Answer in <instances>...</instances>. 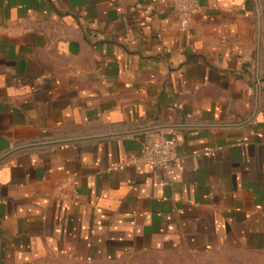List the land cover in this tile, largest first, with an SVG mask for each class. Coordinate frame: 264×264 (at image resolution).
<instances>
[{
    "label": "crops",
    "instance_id": "1",
    "mask_svg": "<svg viewBox=\"0 0 264 264\" xmlns=\"http://www.w3.org/2000/svg\"><path fill=\"white\" fill-rule=\"evenodd\" d=\"M199 2L0 0V264L264 262V0Z\"/></svg>",
    "mask_w": 264,
    "mask_h": 264
},
{
    "label": "built area",
    "instance_id": "2",
    "mask_svg": "<svg viewBox=\"0 0 264 264\" xmlns=\"http://www.w3.org/2000/svg\"><path fill=\"white\" fill-rule=\"evenodd\" d=\"M172 6L179 14L180 27L186 29L192 16L202 12L199 0H160ZM175 143L173 140L157 133L150 144L142 147L138 156L132 158L133 165H145L154 170L165 171L174 161Z\"/></svg>",
    "mask_w": 264,
    "mask_h": 264
},
{
    "label": "rangeland",
    "instance_id": "3",
    "mask_svg": "<svg viewBox=\"0 0 264 264\" xmlns=\"http://www.w3.org/2000/svg\"><path fill=\"white\" fill-rule=\"evenodd\" d=\"M239 256V255H238ZM237 256V259L230 254L217 253L214 255H193L184 252L169 253L165 256L154 253L134 254L126 256L124 259L116 262H76L62 261L42 264H264L247 258L245 256Z\"/></svg>",
    "mask_w": 264,
    "mask_h": 264
},
{
    "label": "water",
    "instance_id": "4",
    "mask_svg": "<svg viewBox=\"0 0 264 264\" xmlns=\"http://www.w3.org/2000/svg\"><path fill=\"white\" fill-rule=\"evenodd\" d=\"M259 56H260V51H259V48H258V61H259Z\"/></svg>",
    "mask_w": 264,
    "mask_h": 264
}]
</instances>
